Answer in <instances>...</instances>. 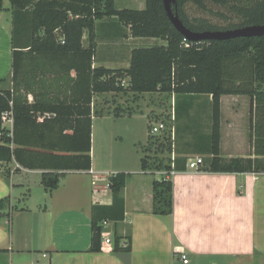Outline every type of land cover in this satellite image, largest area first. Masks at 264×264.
Returning a JSON list of instances; mask_svg holds the SVG:
<instances>
[{"label": "trees", "instance_id": "trees-1", "mask_svg": "<svg viewBox=\"0 0 264 264\" xmlns=\"http://www.w3.org/2000/svg\"><path fill=\"white\" fill-rule=\"evenodd\" d=\"M9 1L14 23L13 88L0 90V113L13 110L14 125L12 130L5 129L0 121V161L15 159L24 168L43 170L42 183L54 188L61 177L58 172L88 170L92 166L94 94L162 92L212 97L208 152L212 157L206 160L205 170L264 172V36L187 40L168 18L163 0H146L143 9L117 8L114 0ZM207 1L227 4L235 0H177L178 13L189 29L222 30L206 18L191 20L185 15L187 3L205 8ZM235 9L245 18L240 26L264 24V0H253ZM3 10L4 0H0V11ZM106 17H116L128 28L127 36L160 38L166 43L134 48L128 68L94 67L96 21ZM86 32L87 45L83 41ZM61 37L64 43L60 42ZM223 95L249 96L254 151L259 157L220 155ZM113 112L125 114L120 108ZM127 113L131 115L132 111ZM172 144L169 132L160 136L149 134L143 148L146 154L141 158L142 170H172L171 161L165 162L159 156L172 152ZM151 151L158 155L151 156ZM127 176L125 172L111 174L113 203L92 208L91 251L101 250L102 220L124 219L122 190ZM153 192V213L171 215L172 180L165 176L156 179ZM131 250V234L114 236L113 251Z\"/></svg>", "mask_w": 264, "mask_h": 264}, {"label": "crops", "instance_id": "crops-1", "mask_svg": "<svg viewBox=\"0 0 264 264\" xmlns=\"http://www.w3.org/2000/svg\"><path fill=\"white\" fill-rule=\"evenodd\" d=\"M139 1L146 6V0ZM114 2L116 5L117 0ZM98 25L101 42L96 31ZM13 28L11 3L4 0V10L0 11V90L13 88ZM96 29L94 67L128 68L136 39L150 42L144 46L166 43H158L156 38L127 36L128 28L116 17L96 21ZM86 37L87 32L83 36L85 45ZM109 94L117 93L93 96L90 169L58 172L61 177L57 185L48 188L42 183L43 170L24 168L15 159L0 161V201L8 200L0 203V264H184L182 251L189 258L188 264L193 259L206 260L207 264H264V172H212L205 170L206 163L198 171L191 169L190 158L212 157L208 153L210 127L207 126L206 139L194 134L195 142L189 147L176 135L173 151L177 165L170 177L173 213L154 214L153 183L164 177L162 171H144L141 164L123 161L113 165L96 160L94 118L97 111L103 110L98 108L97 100ZM238 99L240 106H234L233 113L237 114L242 105L249 103V111L247 107L243 111V118L249 116L242 134L247 149L242 151L234 144L224 154L223 95L220 155L259 157L254 151L250 98ZM120 117L132 118V115ZM228 122L232 132L233 120ZM116 138L124 139L119 134ZM91 170L102 175L99 190L94 187ZM117 172L128 174L122 190L124 219L101 221V250L94 252L91 251L92 208L113 203L108 175ZM129 234L132 235L130 252H115L113 246L103 241L104 237L114 241L115 235ZM122 245H127L126 238Z\"/></svg>", "mask_w": 264, "mask_h": 264}, {"label": "rangeland", "instance_id": "rangeland-1", "mask_svg": "<svg viewBox=\"0 0 264 264\" xmlns=\"http://www.w3.org/2000/svg\"><path fill=\"white\" fill-rule=\"evenodd\" d=\"M252 1L235 0L227 4H217L207 1L205 8L189 2L184 6V11L185 15L191 20L194 18H206L210 23L222 30L233 29L231 27H241L240 25H242L245 19L243 15L236 11L235 7L251 3ZM116 6L117 8L132 9H143L145 7L139 0H117ZM96 31L100 42L103 41L100 25H98ZM156 39L158 43L164 42L160 38ZM85 43H88V34ZM133 43L135 44L134 47H147L144 45H148L147 43L150 42L136 39ZM209 98L208 95L203 94L175 95L162 92L134 94L130 91L118 92L116 95H104L99 102L97 100L98 108L103 109L104 114L96 115L94 118L93 131L97 162H111V164L115 165L123 161L124 164L140 165L141 158L146 154L143 148L147 143V137L149 138L151 126L158 124L159 121H165L170 129L173 126L175 127V139L172 135L173 143L176 141V135L178 137L180 135L179 140L183 139L188 144V147L195 142L196 138L193 137L194 134H200L202 138L206 139L207 126L211 130L212 125V101H209ZM238 98L249 100V96L245 95H224V116L222 119L224 128V154L234 144H237L242 151L247 149V145L243 143L244 137L242 134L245 124L249 121L248 114L246 118H243V111L246 107L249 111V103L247 102L245 107L242 105L237 114L233 113L234 106L237 104L240 106V99ZM115 108L124 110L126 115L131 110L132 118L116 116L113 112ZM173 115H175L174 120L172 119ZM228 120H233L234 126L232 132ZM195 129L198 132L195 133L193 131ZM118 134L123 136L124 139L116 138ZM172 149L174 148L172 147ZM148 154L151 156L158 155V153L156 154V152L152 151ZM108 155H111V157H107ZM172 155L173 150L170 153L164 152L159 154L161 158H165V162L171 161ZM204 159L206 163V160L209 158L204 157ZM152 176L159 177L160 175L153 174ZM191 264H207V262L206 260L193 259Z\"/></svg>", "mask_w": 264, "mask_h": 264}, {"label": "water", "instance_id": "water-1", "mask_svg": "<svg viewBox=\"0 0 264 264\" xmlns=\"http://www.w3.org/2000/svg\"><path fill=\"white\" fill-rule=\"evenodd\" d=\"M163 4L167 16L174 27L190 41L201 42L206 40H228L237 37L264 36V24H251L226 30L193 31L182 21L177 9V0H163Z\"/></svg>", "mask_w": 264, "mask_h": 264}, {"label": "built area", "instance_id": "built-area-1", "mask_svg": "<svg viewBox=\"0 0 264 264\" xmlns=\"http://www.w3.org/2000/svg\"><path fill=\"white\" fill-rule=\"evenodd\" d=\"M60 42H62V43L65 42L64 37L60 38ZM123 84H126V80H123ZM10 104L12 106L13 102H11ZM172 119L173 120L175 119V115H173ZM0 121H1L3 128L12 130L13 125H14V112H13V110L10 109V110H6V111H2L0 113ZM165 132H169V134H171V137L173 135V138L175 139V134H176L175 127L173 126L171 129L168 128L165 121H159L158 124L151 126L150 134H152V135L160 136V135L164 134ZM1 136H2V134L0 133V142L2 140ZM173 138H172V140H173ZM173 144H172V147L174 148ZM203 164H205V160L200 156H198L194 159H192V158L189 159V168L194 169L196 171L200 170L201 167L203 166ZM171 166H172V170H170L169 172L168 171H162L163 172L162 174H164L166 178H170L175 173L176 157L174 155V151H173V155L171 157ZM90 172L93 174L94 187L96 190H99L101 187L99 181L102 178V175L97 174L93 170H91ZM110 175H108V179H109ZM103 241L109 246L114 245V241L112 238L104 237ZM181 253H182L181 259H182L183 263L188 264L189 258L187 257V255L183 251Z\"/></svg>", "mask_w": 264, "mask_h": 264}, {"label": "bare ground", "instance_id": "bare-ground-1", "mask_svg": "<svg viewBox=\"0 0 264 264\" xmlns=\"http://www.w3.org/2000/svg\"><path fill=\"white\" fill-rule=\"evenodd\" d=\"M2 137V136H1Z\"/></svg>", "mask_w": 264, "mask_h": 264}]
</instances>
